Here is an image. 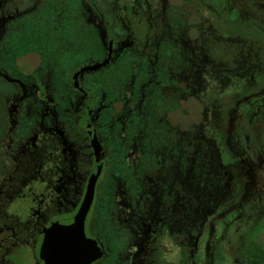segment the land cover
<instances>
[{"label": "flooded vegetation", "instance_id": "flooded-vegetation-1", "mask_svg": "<svg viewBox=\"0 0 264 264\" xmlns=\"http://www.w3.org/2000/svg\"><path fill=\"white\" fill-rule=\"evenodd\" d=\"M264 0H0V264H264Z\"/></svg>", "mask_w": 264, "mask_h": 264}, {"label": "rangeland", "instance_id": "rangeland-1", "mask_svg": "<svg viewBox=\"0 0 264 264\" xmlns=\"http://www.w3.org/2000/svg\"><path fill=\"white\" fill-rule=\"evenodd\" d=\"M261 220H262V222H263V224H264V217H262ZM260 226H261V227H264V225H260ZM261 230L264 231V229H262V228H261Z\"/></svg>", "mask_w": 264, "mask_h": 264}]
</instances>
